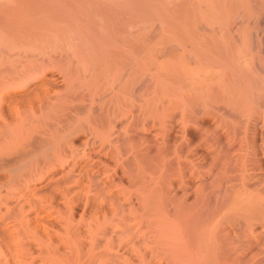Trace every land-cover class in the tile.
Returning a JSON list of instances; mask_svg holds the SVG:
<instances>
[{"label": "bare ground", "instance_id": "6f19581e", "mask_svg": "<svg viewBox=\"0 0 264 264\" xmlns=\"http://www.w3.org/2000/svg\"><path fill=\"white\" fill-rule=\"evenodd\" d=\"M0 264H264V0H0Z\"/></svg>", "mask_w": 264, "mask_h": 264}]
</instances>
